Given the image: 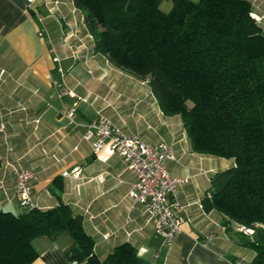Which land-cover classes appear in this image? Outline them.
<instances>
[{
    "label": "crops",
    "instance_id": "0c3cea01",
    "mask_svg": "<svg viewBox=\"0 0 264 264\" xmlns=\"http://www.w3.org/2000/svg\"><path fill=\"white\" fill-rule=\"evenodd\" d=\"M100 114L127 134L173 146L175 159L165 166L188 181L178 195L181 231L169 248L161 245L149 213L129 197L135 177L122 159L105 149L93 153L82 138L86 123ZM2 121L0 209L23 210L14 191V168L32 167L36 206L56 205L51 187L59 176L61 200L82 215L100 259L124 241L136 246L144 264H247L252 258L251 250L228 237L220 214L201 206L211 175L233 159L191 150L180 117L161 112L148 84L93 51L73 0H0ZM207 234L212 238L206 240ZM32 243L38 256L30 264H84L66 257L72 243L66 232L38 236Z\"/></svg>",
    "mask_w": 264,
    "mask_h": 264
},
{
    "label": "trees",
    "instance_id": "16d2710c",
    "mask_svg": "<svg viewBox=\"0 0 264 264\" xmlns=\"http://www.w3.org/2000/svg\"><path fill=\"white\" fill-rule=\"evenodd\" d=\"M73 0L93 38V51L145 81L164 115H178L191 150L233 164L214 172L201 199L228 237L264 264V26L250 0ZM47 208L0 209V264H30L32 241L62 232L66 257L84 264H144L137 248L121 242L103 258L83 217L61 200ZM251 230V232L249 231Z\"/></svg>",
    "mask_w": 264,
    "mask_h": 264
},
{
    "label": "built area",
    "instance_id": "2783aa9c",
    "mask_svg": "<svg viewBox=\"0 0 264 264\" xmlns=\"http://www.w3.org/2000/svg\"><path fill=\"white\" fill-rule=\"evenodd\" d=\"M31 1V0H28ZM257 19L255 13H251ZM69 115L73 114L71 110ZM6 124L0 122V132L6 138ZM82 138L90 143L93 153L105 149L116 154L134 175L128 195L133 204H139L149 213L153 228L160 236L161 245L169 248L181 231L183 217L179 213V188L188 181L187 177L171 174L165 162L175 159L174 148L170 143L159 140L150 144L138 135L125 133L108 116L100 114L86 123ZM14 191L22 207H33L32 181L37 172L32 167H15ZM74 175L78 169L73 170ZM251 232V230H249ZM212 238L207 234L206 240Z\"/></svg>",
    "mask_w": 264,
    "mask_h": 264
},
{
    "label": "rangeland",
    "instance_id": "374dc122",
    "mask_svg": "<svg viewBox=\"0 0 264 264\" xmlns=\"http://www.w3.org/2000/svg\"><path fill=\"white\" fill-rule=\"evenodd\" d=\"M253 2V8L255 11V14L257 15V20L261 22V24H264V0H252ZM171 5V0H163L160 3V7L163 10H167ZM262 13V14H260ZM262 19V20H261Z\"/></svg>",
    "mask_w": 264,
    "mask_h": 264
}]
</instances>
